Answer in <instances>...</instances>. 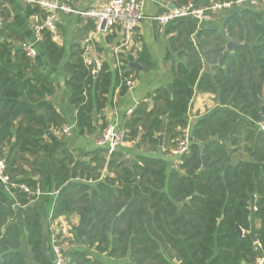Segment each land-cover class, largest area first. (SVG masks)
I'll return each mask as SVG.
<instances>
[{
  "label": "trees",
  "instance_id": "obj_1",
  "mask_svg": "<svg viewBox=\"0 0 264 264\" xmlns=\"http://www.w3.org/2000/svg\"><path fill=\"white\" fill-rule=\"evenodd\" d=\"M190 1L197 7L212 4L208 0L174 4ZM26 6L27 19L45 17L38 6ZM221 14H226L222 30L210 23L198 25L194 18L168 24L174 62L170 87L147 98L152 109L145 101L139 103L123 125L126 141L133 142L139 154L128 160L121 147L110 156L99 148L89 158H77L64 149L53 181L51 218L39 198L0 183V264H55L50 222L74 215L80 220L72 231L73 242H81L99 257L87 250L69 251L71 264H105L103 255L124 264L264 260V6H234ZM79 23L83 27L78 35L96 30L94 20L83 24L80 18ZM57 28L61 33L59 24ZM4 30L0 26V159L12 183L35 191L40 187L34 177L42 173L41 163L51 150L48 132L65 123L50 101L56 83L42 70L38 57L42 55L52 70L62 68L70 105L77 112L78 137L97 133L95 115H103L112 88L119 87L125 96L133 73H148L154 65L144 47L137 59L123 60L120 55L122 65L115 76L107 63L95 72L79 41L71 45L65 61L66 47L48 30L37 47V58L31 60L21 46H13L14 35ZM229 42L238 45L228 50ZM206 93L214 95L217 106L191 123L192 101ZM164 116L162 150L169 151L173 141L191 128L190 151L173 157L176 167L170 166L168 151L159 145ZM106 125L103 122L100 131ZM105 165L113 176L102 179ZM252 196L256 241L246 235L251 231Z\"/></svg>",
  "mask_w": 264,
  "mask_h": 264
},
{
  "label": "crops",
  "instance_id": "obj_2",
  "mask_svg": "<svg viewBox=\"0 0 264 264\" xmlns=\"http://www.w3.org/2000/svg\"><path fill=\"white\" fill-rule=\"evenodd\" d=\"M76 6V9L84 11L91 10L102 4V0H71ZM170 1L172 5L174 0H147L145 6V20L135 29L132 42L127 48H123L119 55H122L123 60L128 58L137 59L142 53L143 48L146 47L148 53L150 54L151 60L153 62L154 68L152 71L145 73L142 71L139 75H136V72L133 73V87L128 90L125 96L120 95V88L115 86L111 89L110 94L108 95V104L103 115H95V124L99 126L96 134L88 137H78V128L76 126V111L72 108L69 102V95L65 87V75L62 71V68L52 70L47 64V61L43 58L42 55L38 57L39 62L41 63V68L45 73L50 74L51 78L56 83L57 92L54 96L50 98V101L54 104L57 111L65 119V125H71L73 127L70 136H64L61 129H52L49 130L47 135V141L51 146L49 155L41 163L42 173L35 176L34 178L39 181V187L42 191V195L39 197V200L42 201L44 205V210L48 214L49 218L52 217L54 202L51 199L55 200V190H53V181L57 176L59 163L61 159V154L64 149L68 148L77 158H88L91 153L99 149L96 145V141L101 135L102 130L101 125L103 122L107 124L118 123L119 125H125L127 112L136 107L139 103L145 101L149 103V109L153 108V102L147 100V98L154 94V92L160 88H168L171 84V68L174 64L173 56L170 51L169 34L170 26H159L154 22L151 17L161 14L164 12V9L161 7V4ZM27 4L21 3L19 1H10L7 0L4 2V23L1 27H4L5 34L14 35L12 39L13 46L18 49L23 43H31L34 40L33 32L31 30V17L27 19L26 17V6ZM217 15L219 12L213 16V19L207 23H210V27L214 29L222 30L223 27V18L218 19ZM83 20V24L87 22V18L80 17ZM73 14H64L59 15L57 24L61 26L60 35L61 43L59 45H64L66 47V57L65 61L68 59L71 45L79 41L82 44V47L85 48V59L88 63H96L94 66L95 71H99L101 66L104 63H107L115 76L116 70H119V64L117 60L116 48L120 45L123 36L122 33L117 30L111 35L98 33L96 30L89 32L88 34H80L79 30L83 27L79 23V19ZM8 29H11V33ZM59 31V30H58ZM5 40H8L5 39ZM121 60V61H123ZM136 64V63H135ZM94 65V64H93ZM137 65V64H136ZM139 70L142 69V66H136ZM121 73V72H120ZM113 82H115V77H113ZM209 96L214 99L212 94H197L191 104L189 119L192 123L196 121L199 116L194 115V110L192 108L194 101H200L202 99H209ZM149 101V102H148ZM205 101V100H203ZM213 102V101H212ZM214 103V102H213ZM200 106V105H199ZM216 106V104H215ZM197 108V105L196 107ZM200 108H202L200 106ZM192 113V114H190ZM192 115V116H191ZM202 116V115H201ZM191 134V128H189ZM120 152L129 153V154H139L138 150H135L133 142H126L120 148ZM71 220V223L69 220ZM79 216L74 215L69 218L65 216L55 219L50 222V232L51 238L56 237L58 243L65 250V254L75 250L79 251H89L90 256L99 257V254L93 250H88L85 248L81 242L74 243V245L68 244L67 238L72 237L74 241L73 228L79 224ZM68 257V256H67ZM70 260V256L68 257ZM105 264H116L112 259L103 255Z\"/></svg>",
  "mask_w": 264,
  "mask_h": 264
},
{
  "label": "built area",
  "instance_id": "obj_3",
  "mask_svg": "<svg viewBox=\"0 0 264 264\" xmlns=\"http://www.w3.org/2000/svg\"><path fill=\"white\" fill-rule=\"evenodd\" d=\"M7 0H0V26L4 23V16L1 5ZM19 1L27 5H35L45 13V17H33L31 21V30L33 32L34 40L31 43H23L22 50L27 54L31 60H35L38 56V45L44 39V31L48 30L53 35L56 43H61V35L57 28V22L61 13L75 14L80 17L91 19L95 21L96 31L103 34H112L119 30L122 33L123 39L120 45L116 48L117 60L119 68H121L120 52L123 48H127L132 42V37L135 29L145 20V6L147 0H102V4L98 7L81 11L74 8L70 2L71 0H10ZM248 5L257 9L264 6V0H231L213 2L211 5L197 7V5L190 1L183 6L172 5L170 1L161 4L164 12L151 19L159 26H166L174 21L194 18L198 21V25H203L213 19V16L226 9H231L234 6ZM123 51V50H122ZM129 89L133 87L131 80L127 81ZM136 107L127 112V117H130ZM190 126L185 130L181 138L175 140V146L170 149V155L173 157H181L190 151L192 137L189 130ZM73 127L65 125L62 128L64 136H70ZM264 130V125L262 124ZM128 131L118 123L107 124L99 138L96 145L99 148H105L110 156L114 151L121 147L126 142ZM6 163L0 159V183L4 186L11 185L18 187L27 193L32 198H39L42 195L40 189L33 191L28 186L22 184L17 185L11 182V177L6 174ZM51 249L55 257V264H71L69 258L63 252V247L58 243L56 237H52ZM264 260L259 259L256 264H263Z\"/></svg>",
  "mask_w": 264,
  "mask_h": 264
},
{
  "label": "rangeland",
  "instance_id": "obj_4",
  "mask_svg": "<svg viewBox=\"0 0 264 264\" xmlns=\"http://www.w3.org/2000/svg\"><path fill=\"white\" fill-rule=\"evenodd\" d=\"M219 0H208V2L210 3V2H218ZM226 14H221V15H219L217 18L220 20V19H222V18H224V17H226L225 16ZM203 100H205V101H203ZM214 103H213V102ZM215 100L212 98V97H210L209 96V99H202L201 100V102L200 101H194V103H193V106H192V108H193V110L195 111L194 112V115H198L199 117H202V116H205V115H207L211 110H213V109H215V107L217 106V104H216V106H215ZM196 105H197V108H195L196 107ZM202 107V108H200V106ZM190 114H192V113H190ZM193 115V114H192ZM191 115V116H192ZM202 115V116H201ZM166 133V132H165ZM182 135V134H181ZM180 135V136H181ZM164 136H165V134H164ZM178 137V138H181V137ZM177 139V138H176ZM175 139V140H176ZM175 140L173 141V142H175ZM163 141H164V139H163ZM126 142H129L128 140L126 141ZM125 142V143H126ZM171 145V144H170ZM174 146H171L170 148L172 149ZM135 150H137L136 149V147H135ZM161 150H162V148H161ZM141 151V150H140ZM145 151V149H142V152H144ZM163 152H165L166 153V151H168L167 149H163L162 150ZM125 156H126V158L128 159V160H130V159H132L135 155H133V154H129V153H123ZM167 155L165 156L166 158H167V160H169L170 162H171V165L170 166H172V167H176L177 165H178V162L176 161V160H174V158H173V156H171L170 155V149H169V151L166 153ZM107 156V155H106ZM105 156V154H104V156L103 157H106ZM108 157V156H107ZM100 173H101V178L103 179V178H105V177H107L108 175H111V176H113V174H110L109 173V170H108V167H107V165H105V167L100 171ZM94 184V183H93ZM69 220V219H68ZM69 222L71 223V220H69ZM72 224V223H71ZM71 232H72V230H71ZM67 241H68V244H70V245H74V244H72L73 243V241H72V237H68L67 238ZM72 242V243H71ZM116 264H124V263H122V262H118V263H116Z\"/></svg>",
  "mask_w": 264,
  "mask_h": 264
},
{
  "label": "water",
  "instance_id": "obj_5",
  "mask_svg": "<svg viewBox=\"0 0 264 264\" xmlns=\"http://www.w3.org/2000/svg\"><path fill=\"white\" fill-rule=\"evenodd\" d=\"M59 1H61V0H59ZM237 45H238L237 43L229 42L228 45H227V49L228 50H232V48L237 46ZM93 64H94L95 67H97L96 63H93ZM129 65L130 66H134V67L137 66L135 63H131ZM95 72H97V70ZM262 114L264 115V108H262ZM161 120H162V127H161V132H160V134L158 136V140H159V145L162 148L164 146L163 139H164V134L166 132V127H167V116L162 117ZM263 125H264V121H263ZM202 160H203V163H204L205 167H207L208 165L206 164L204 157H202ZM251 199H252V201H251V212L252 213H251V218H250L251 231L248 234H246V235L249 236V237H252L254 239V241H256L257 240V238L255 236L256 223H255V217H254V213L256 211V208H255V196H252ZM188 201H189V199L186 202H188ZM123 211H124V209L122 210V212ZM239 231H240V235L243 236L244 232L241 231V230H239Z\"/></svg>",
  "mask_w": 264,
  "mask_h": 264
}]
</instances>
